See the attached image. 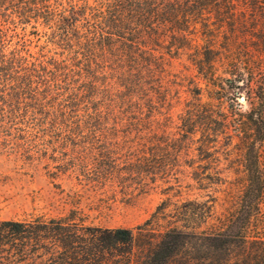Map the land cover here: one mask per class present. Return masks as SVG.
I'll return each mask as SVG.
<instances>
[{"label": "trees", "instance_id": "16d2710c", "mask_svg": "<svg viewBox=\"0 0 264 264\" xmlns=\"http://www.w3.org/2000/svg\"><path fill=\"white\" fill-rule=\"evenodd\" d=\"M43 138L105 142L45 166L94 196L166 197L0 221V264H264V0H0V151Z\"/></svg>", "mask_w": 264, "mask_h": 264}, {"label": "rangeland", "instance_id": "374dc122", "mask_svg": "<svg viewBox=\"0 0 264 264\" xmlns=\"http://www.w3.org/2000/svg\"><path fill=\"white\" fill-rule=\"evenodd\" d=\"M81 141L36 140V144H39L36 147L40 150L37 153L30 151L29 154L34 157L32 160L0 151V221H29L38 217L48 219L64 215L75 206L87 214V223L95 225L134 228L150 218L166 197L162 187L132 193L118 190L105 196H94L90 190L77 184L75 177L68 178L67 173L55 176L51 173L55 171L51 165L45 167L50 162V156H76L90 150V154L99 155L105 143L98 140ZM73 142L93 144V149L73 147ZM224 210L225 203L220 200L214 208V221Z\"/></svg>", "mask_w": 264, "mask_h": 264}, {"label": "clouds", "instance_id": "9594fccd", "mask_svg": "<svg viewBox=\"0 0 264 264\" xmlns=\"http://www.w3.org/2000/svg\"><path fill=\"white\" fill-rule=\"evenodd\" d=\"M243 110H247V109L245 108V109H243Z\"/></svg>", "mask_w": 264, "mask_h": 264}]
</instances>
